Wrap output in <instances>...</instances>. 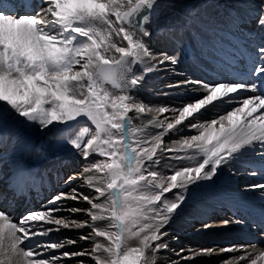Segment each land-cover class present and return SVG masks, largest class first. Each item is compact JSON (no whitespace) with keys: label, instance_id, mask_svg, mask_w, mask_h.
Returning a JSON list of instances; mask_svg holds the SVG:
<instances>
[{"label":"bare ground","instance_id":"bare-ground-1","mask_svg":"<svg viewBox=\"0 0 264 264\" xmlns=\"http://www.w3.org/2000/svg\"><path fill=\"white\" fill-rule=\"evenodd\" d=\"M99 1L94 12L90 13L92 0H61L60 2L67 8L59 10V18L62 21L71 23L66 28L40 31L34 25L31 17L20 22H11L6 19L1 21L0 41L5 42V36L9 34L8 36L17 39L22 48H25L24 45L28 43V47H32L39 54L40 63L45 64L50 72L62 69V71L67 72L75 71V73L71 72L70 75L61 76L57 79L43 73L40 79L33 76V72L23 68L21 71L25 76L18 78L15 75H8V71L0 65V78H3L0 83L1 109H12L13 112H17L19 109L23 110L37 103L46 108L43 120L48 119L44 125H40L41 127L37 124L31 126L32 119L31 115L28 114L22 120L31 127L25 129L15 126L10 120L9 113L6 112L2 116L5 119L3 127L5 130L7 128L11 129L12 134L3 135L2 148L16 146L17 149L21 150L18 157L24 162H29L32 166H40V169H52L55 159L41 155L38 150L50 145L49 136L57 128L50 119L55 120L60 117V113L55 107L58 103L51 97L50 92L45 90L46 88H36L33 85L40 83L54 90L56 89L60 97L69 100L82 95L83 83H87L89 79L93 78L94 71L98 66L107 74L113 73V79L117 75V80H123L122 70L127 69L130 65L127 62L129 60L127 56H132L137 60L139 66L134 73L132 93L126 101L135 99V102L126 110L118 109V114L115 116H119L117 119L113 118L114 123L119 126L120 131L123 129L124 134L129 138V144L147 141L139 146V150L142 151L146 159H154L156 170L163 169L168 175L171 173L168 162L175 164L179 161L183 163H179L177 166H188L185 173L172 175L166 187L164 186L161 190L173 187L170 192H167V197L174 192H178L182 198L180 201L175 200V207L169 209L166 212V217L158 219L156 225H153L154 234L150 236L152 239H149V242L146 243L153 245V247H150L145 256L146 264H264V241H258L257 238L250 235H241L240 231L243 226L234 221L239 215L242 217L243 209L241 208L246 204L234 203L228 205L226 203L229 197L236 198L233 199V202L238 199H247L250 196L264 197V185L255 184L251 188V195H247L239 186L232 185L226 188L227 181L220 182L218 187L213 189L207 184L208 175L205 174L204 178L201 174L195 175L199 167L193 168L191 174L192 169L189 170V167H194L197 162L191 161L187 157L180 160L176 159V156L182 154H175L176 152L183 151L193 145L196 149L195 156H199L201 153V160L208 158L228 159L227 149L235 141H228L231 131L225 129L226 124L223 120L226 117L223 116L224 112L221 113L223 117L219 120H217V117L216 119L210 118V110L205 108L204 103H199V105L194 106L193 104L192 107L186 108V116L184 118L180 116L179 118L180 107L182 109L185 107L181 106L182 103L178 101L180 96L185 93L181 88L175 90L163 89V91L170 94L168 98L174 101L173 104L171 101L163 104L164 106L169 105L167 108L172 109L159 108L160 104L153 98L146 100L152 94L147 91L146 83H151L152 87H156L153 91L155 93H159L160 88L163 86L169 88L170 84L173 83L166 80L167 77L163 79V76H168V74H156L158 79L153 80L155 78L151 74L153 69L157 70L158 74L162 71H169L176 81L184 82V80L177 79L179 77L177 75L178 67L172 64L173 57H169L162 49H159V57H155L150 53V50L157 54L159 53L157 47L146 46L147 43L141 33L125 24L119 30L117 22L113 19V15H120L129 11L128 16L136 19L142 12V9L138 8L139 3L150 0ZM168 1L174 2V0ZM218 1V5L220 3L231 4L237 9H241L247 3H253L256 7L253 12L259 11L261 15H264V0H249V2L242 0V3L238 4L235 3V0ZM214 4L213 0H196L194 5L195 15L202 18L207 17L209 23L213 22L215 18L208 10L212 11ZM134 6H136V9L131 10ZM43 8L51 9L53 6L45 0ZM170 9L172 12L169 11ZM177 9L176 4L169 8L166 7V19L157 23L162 25L157 26L156 29L159 27L169 28L173 36L177 37L179 29L175 25L177 16L174 14ZM223 14L220 16L221 21L223 20ZM101 20H105L104 28L100 26ZM259 22L260 29L264 31V16L259 19ZM189 23L193 24L192 22ZM96 27L102 28L101 34L98 35L95 32ZM156 29L153 30L150 24H146V33L153 35L149 39L150 43L157 40L159 44L163 36L162 32L156 31ZM130 37L133 39H130ZM10 44L13 45V48H16L13 43ZM119 58H122L119 63L112 66L106 65V62L114 63ZM199 58L202 62L203 56L199 55ZM40 63L37 64V68H39ZM123 65L124 69L120 68ZM9 71L12 74L14 73L12 69H9ZM151 76L153 77L151 78ZM162 81L164 83L160 85L159 83ZM28 84H31V92L21 95L20 91L25 89ZM212 90L214 92H212L211 99H220L222 95L221 88L217 87ZM117 91H122V89ZM98 92L96 82L91 83L87 93L88 99H92L91 97L96 96ZM200 98L198 96L191 101L198 102ZM146 101H150V104L147 105L148 108L150 107L148 110L150 112H147L146 108H139ZM103 103L106 104V101ZM43 104L48 106L54 104L53 109L46 113L47 105ZM95 104L100 103L95 102ZM241 109H250V107L238 105L233 113ZM123 114L127 115L128 118L122 119ZM245 114L251 115L248 111ZM142 117L144 118L142 119ZM102 126L103 124L100 127ZM141 127L143 128L141 129ZM105 128L109 129V126L104 125L100 131L105 132ZM218 130L222 133L216 137ZM151 135L160 136V138L151 142ZM179 137L188 138L184 140ZM89 140L93 141V138ZM89 140L83 146L77 143L65 147L62 153L63 157L59 162L62 170L50 172L51 175L56 172V176L51 182L53 186V193L50 196L51 201L44 202V207L34 208L25 215L27 205L21 204L17 208L15 217L10 211L0 208V264H79L80 262L84 264H104L103 259L96 257H103L105 256L103 254L107 253L111 254L113 260L117 248L123 244V239L131 237L138 231L134 230L130 224H126L127 230L124 232L122 230L117 234L114 231L115 223L109 217L112 205L106 203V197L111 199V193L108 189L110 186L106 182L108 178L106 177V180L103 178L85 179V176L98 177L101 173H104L102 164L93 160L94 155L92 153L85 154L87 149H96V145L94 148H87ZM161 141L168 142L170 145L161 150L163 144ZM93 142L95 143V141ZM246 149L244 148L242 151ZM221 150L223 152H220ZM202 155H205V157ZM33 157L35 161H32ZM219 162L221 163L218 173H222L228 169V166L222 161ZM79 165H83L84 168L80 169ZM83 171L95 173L82 174L80 181L66 182L67 178L73 174ZM101 184H105V188H100ZM205 195L212 196L211 198L214 200L219 197L216 202L217 207L224 206L219 208V214H216L215 211H204L202 214H195L196 206L199 205L200 200L207 197ZM96 201L102 202V207ZM205 214H209L210 219L205 218ZM220 217L222 218L218 219ZM185 218L187 219L184 220ZM80 222L85 224L81 225ZM164 226L171 228L173 231L171 233L158 232V228ZM72 240H78L80 243L73 245L69 242ZM255 244L263 247L258 246L256 248ZM132 248L133 246H129L127 252L121 258L125 259L128 253L133 250ZM156 252H158V257L154 256ZM93 253L99 255L93 256Z\"/></svg>","mask_w":264,"mask_h":264},{"label":"rangeland","instance_id":"rangeland-1","mask_svg":"<svg viewBox=\"0 0 264 264\" xmlns=\"http://www.w3.org/2000/svg\"><path fill=\"white\" fill-rule=\"evenodd\" d=\"M100 2L99 0H96ZM186 6L178 7L177 12L174 13L177 17H180L182 14L180 13L181 9L184 10ZM133 7L132 9H134ZM116 16V15H113ZM117 16H120L117 14ZM165 17V15H163ZM166 18V17H165ZM108 20V18H107ZM105 20H101V27L104 28ZM151 27H155L154 23L150 24ZM96 27L94 30L99 35L102 33V28ZM134 38V35L132 36ZM130 37V39H133ZM143 38L146 41V46L148 47H157L159 52V44L157 40H153L150 43V38L147 34L143 35ZM162 47V46H161ZM164 48V47H163ZM171 45L167 46V49H171ZM132 52V51H131ZM133 53V52H132ZM150 53L157 57L159 53L155 54L156 52L150 50ZM128 63H132V59L130 58L127 60ZM126 62V63H127ZM62 72L61 70L56 72H50L46 68L44 69V74L48 75L49 77H58L59 73ZM75 73V71L73 72ZM96 70L94 71V75L92 79H89L87 83H83L82 85V95L79 97H73L69 100L63 99L59 96L56 89L49 88L44 86L43 84H35L33 85L36 88H46L45 90L49 91L51 97L58 103L55 107L57 108L58 112L60 113V117L58 119H50L53 124L56 125V131L52 134L49 138L51 141L54 139V134L58 133V135H64V139L59 140L57 142H53L51 145H48L44 148H41L40 151L42 155H46L49 158H54L55 163L60 161L63 157L62 153L65 147H70L72 145H76L79 143L82 145L86 142L87 139L95 138L96 140V149L90 152L89 149L85 151V154L89 155L92 153L93 160L96 163H101L104 167L103 172L98 177L94 176V178L105 179L107 184L110 186L108 189L111 193V199L106 197V203L108 205H112L110 208V219L115 223L114 224V231L117 234L123 230L126 231V224H130L136 233L131 237H127L123 239V244L117 248L113 260L111 259V254L104 253L103 257H96L98 259H103L104 264H146L145 256L149 252L150 247L153 245L146 244L149 242V239H152L154 234V227L156 225L158 219H162L166 217V212L169 209H173L176 205L175 200L180 201L182 196L179 195L178 192H174L167 197V192H170L171 189L166 188L163 190V187L167 185L168 180L172 177V175H176L178 173L186 172L187 167H179L177 163H170L168 162V168L171 170V173L166 175L167 172L164 170H156L155 166L156 163L154 159H146L143 156L142 151L139 150V146L142 142H134L135 144L132 145V149L134 151L132 154L125 150V135L122 137L119 136V129L118 125H116L113 121V118L117 119L116 114H118V109L126 110L130 107V105L135 102V99H131V101H126V99L131 95V90L123 89L122 91H117L116 87L105 85L101 80H99L95 76ZM96 82V87L99 90L97 95H93L91 98L88 99L87 93L90 88V84ZM151 84L145 85L147 91L151 94V97L147 98L146 100L153 98L159 104V108L163 107L166 109L169 105H165L163 103L169 102V98L167 97L168 92H153L156 87L153 89L149 88ZM31 84H28L25 89L20 91V94L23 95L24 93L29 94L31 92L30 89ZM158 86V85H157ZM136 96V95H135ZM106 101V104L103 102ZM95 102L100 104L96 105ZM49 104V103H47ZM43 104V105H47ZM150 104V101H146L140 105V109L146 108L147 112L150 109L147 105ZM54 105V104H53ZM53 105H47V112L53 109ZM94 105V106H93ZM138 106V105H137ZM6 112L10 115V120L13 122L15 126L22 127L25 129L30 128L33 125H44L46 120H43V116L45 113L46 108L42 107L39 104H33L31 107H26L23 110H18L17 112H13L12 109H5ZM162 110V109H161ZM178 110V108H177ZM158 111V110H157ZM102 113V114H100ZM125 113V112H122ZM121 113V114H122ZM31 115L32 125L29 126L26 124L23 117L26 115ZM106 116V118H104ZM115 116V117H113ZM124 116V117H123ZM122 119L128 118L127 115L123 114ZM141 118V117H139ZM144 117H142L143 119ZM109 121V122H108ZM108 122V124H107ZM93 124L97 126V130L93 127ZM103 124L108 125L109 129L105 128V132H101L100 127ZM116 126V127H115ZM41 127V126H40ZM143 127H141L142 129ZM99 132V134H97ZM12 132L8 130L7 135H10ZM126 137V136H125ZM189 137V136H188ZM188 137H179L180 139L186 140ZM64 141L66 144H64ZM163 141V140H162ZM161 150L165 147H168L170 144L168 142H162ZM123 142L122 146L121 143ZM174 142V141H170ZM62 143V144H61ZM136 145V146H135ZM136 149V150H135ZM195 148L194 145L177 153H182L180 156H176V159H182L183 157H187L191 161L197 162L194 167H189L191 170V174L193 168L207 166L211 164L207 162L208 160H201L202 158L201 153L199 156H195ZM168 151V150H167ZM166 151V152H167ZM205 157V155H202ZM170 157V156H169ZM199 157V158H198ZM34 158V157H33ZM198 158V160H197ZM212 162V160H209ZM80 169L84 168L83 165H79ZM95 173V172H93ZM190 174V175H191ZM189 175V176H190ZM167 178V179H165ZM104 180V181H105ZM100 181V180H99ZM100 188H105V184H101ZM159 190H158V188ZM79 199V198H78ZM97 203L99 201H96ZM100 203V207H102V202ZM180 207V206H179ZM178 207V208H179ZM76 211H81L79 209H75ZM81 225L85 224L80 222ZM78 225V224H77ZM67 227V226H66ZM71 227V226H68ZM74 227V226H72ZM71 227V228H72ZM165 227V228H164ZM160 227L158 228V232L162 231L164 233H171L173 230L169 227ZM143 229V231H141ZM129 232V231H127ZM156 238V236H154ZM87 239V238H83ZM73 245H78L80 241L72 240L69 241ZM129 246H133V250L128 253L125 259H122L121 256L127 252ZM96 250V248H95ZM99 255V254H95ZM154 256H159L158 252L154 253ZM79 264H84L80 262Z\"/></svg>","mask_w":264,"mask_h":264},{"label":"water","instance_id":"water-1","mask_svg":"<svg viewBox=\"0 0 264 264\" xmlns=\"http://www.w3.org/2000/svg\"><path fill=\"white\" fill-rule=\"evenodd\" d=\"M141 26V21L139 22V26ZM133 61V60H132ZM124 65L120 68H123ZM137 68V63L133 62L132 65H129L127 69L122 70L123 72V80H117V75L115 76V78L113 79V76L111 78L108 77H103L105 82H112L111 85L113 84L117 90L118 89H126V90H130L133 87V73L135 71V69ZM124 82V83H122Z\"/></svg>","mask_w":264,"mask_h":264}]
</instances>
